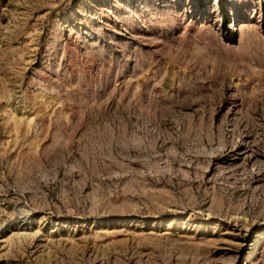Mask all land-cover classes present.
Segmentation results:
<instances>
[{"label":"rangeland","instance_id":"374dc122","mask_svg":"<svg viewBox=\"0 0 264 264\" xmlns=\"http://www.w3.org/2000/svg\"><path fill=\"white\" fill-rule=\"evenodd\" d=\"M0 264H264V0H0Z\"/></svg>","mask_w":264,"mask_h":264}]
</instances>
